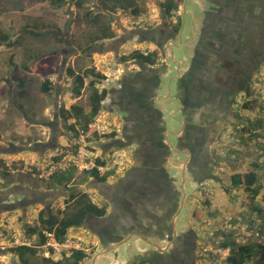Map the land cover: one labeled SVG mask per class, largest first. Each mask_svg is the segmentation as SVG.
<instances>
[{"label": "rangeland", "instance_id": "rangeland-1", "mask_svg": "<svg viewBox=\"0 0 264 264\" xmlns=\"http://www.w3.org/2000/svg\"><path fill=\"white\" fill-rule=\"evenodd\" d=\"M137 1L141 9L139 16L123 10H119L117 14L105 12L101 8V0H84L82 8L76 6L73 1L57 8L48 1L0 0V30L10 31L9 18L13 16L18 19L20 26L29 23L41 26L43 23H48L58 27L61 30L60 35L65 39L63 43H60L52 31L42 36H35L28 32L17 34L11 31L10 42H16V44L0 46V191L14 190V193L6 200L14 201L25 192L37 193L53 189L60 195L51 207L65 209L71 195L85 192L94 203L99 206L106 205L109 212L110 201H106L95 188V179L88 178L86 182H83L85 173L81 168H77L75 177L68 187L48 188V177L56 170H65L70 167V163L74 162V157H78L81 149L94 153V157H101L108 150L114 149L121 159L123 158L126 163L125 168L118 170L116 175H109L108 181L113 180V176L118 177L117 174L128 170L134 159V154L128 148L130 143L117 146L114 143L115 138L104 136L105 133L112 132L118 133V136H121L124 131L128 133L124 118L120 116L123 115L119 111L121 108H115L116 114L114 111L110 112L112 107L106 106L112 102L113 98H107L100 114L93 122V127L98 129L99 136L90 133L76 138L68 129L75 120L67 121L63 117L57 119L56 115L60 116L63 109H70L72 105L88 106L89 87L83 89L81 96L74 95L73 80L66 75L67 68L83 70L88 66L97 67L104 74L112 73L108 76L112 79L98 82L97 87L110 92L113 87L118 88L124 82L122 88L125 89L127 84L132 87L130 83H125L129 81L124 79L126 70H140L143 67L142 71H145L144 64L134 60L124 62L121 59L122 56L130 55L135 50L149 52L161 47L160 65L162 67L149 74L154 76L168 73L166 75L168 83L164 85V88L168 93L170 90L172 94L174 93L175 80L173 79L178 78L174 76L179 70L180 75L183 76L182 68L185 67L183 56H189L191 49L187 42L181 48L173 47L175 53L169 60L170 49L164 52V37H167L170 29L176 27L184 7L188 6V0H181L180 9L173 18L167 17L165 10L161 8V3L165 0ZM252 2L256 3L257 0ZM229 9L231 13L236 11L235 8ZM88 12H92L90 17L87 16ZM253 12L258 13V20L250 22L255 25L259 23L253 35L247 31L244 38L239 39L228 33L230 26H226L227 30L222 31L210 29L211 36H209L212 41L204 77L210 80L212 91L216 89L217 95L225 85L231 90L234 84L240 89L243 85L242 78L249 84L248 95L239 89L232 93L233 101L230 100L229 106L233 113L220 106L222 105L219 102L220 99L212 104L210 99L214 97L205 99L201 94L195 97L198 105H191L193 112L189 117L177 110V104L162 105L165 113L161 123L165 125L168 122L172 131L177 132L181 129L179 123L173 118L182 120L184 125L190 122L187 129L190 128L193 132L191 131L188 141L176 144V137L170 135V139L174 146H180V149H183L182 145L191 143L189 148L192 159L194 158L197 163L195 167L194 164L191 166V170L187 167V172L184 174L182 169L188 155L172 152L171 160L170 158L167 160L169 161L167 166H171L169 170L171 179L175 177L174 183L182 195L176 196V190L163 192V201L166 204L160 214L168 215L170 199L174 204L182 202L184 208L178 221V231L182 233L181 238L184 237V239L182 241L179 239L175 245H171V248L173 247L171 255L179 249H182L183 253L174 256L173 264H227L225 260L229 250L224 249L222 243L225 241V235L230 233L234 235L231 241L241 245L264 240V235L260 232L264 223L263 218L260 214L252 213L247 204L248 193L242 187L231 185L232 175L252 171V164L255 162L264 165V5H260L259 10ZM104 21L111 23L118 36L84 52L90 35L98 29L100 22ZM186 21L190 24L188 17ZM217 33L220 34L221 41L215 46L214 40L217 38L215 36ZM117 41L120 44L118 47L115 46ZM36 64L40 67L36 68ZM238 65L241 71L232 69ZM46 66L49 68H45ZM146 67L153 69L150 65ZM48 76L54 84L53 91L49 95L40 91V86ZM198 76L202 77L201 73ZM248 77L249 79L245 81ZM21 78L26 81L24 87H20ZM219 79H221L220 83ZM115 93L118 94V92ZM124 95L125 92L120 96ZM245 102L251 103L250 110L242 108ZM171 114L175 116L171 118ZM57 122L59 127H55ZM252 123L260 124V128L252 129ZM55 128L59 134L57 136L53 131ZM256 132L261 135L256 136L254 134ZM133 133L134 130H131L130 134ZM55 136L58 148L50 145L45 152L39 149L25 151L13 149V145L34 146L38 142L53 144ZM56 157L61 158L59 162L55 161ZM4 172H8L9 175H4ZM207 173L211 175L205 179L204 176ZM261 173L263 190L256 203L264 208L262 198L264 169ZM169 186L170 184L167 187ZM184 186H186L185 191ZM41 209L43 204L34 202L30 203L25 212L19 208L0 212V264H22L17 255L7 251L8 248L21 244H39L38 236L30 238L27 236V226L38 224V213ZM97 230V224L93 229L88 224L71 228L68 239L74 241L77 248L63 250L53 247L54 253H51L52 246L49 240L46 245L39 247L36 256L28 254L27 258L31 264H42L44 256L49 257L52 254V257L58 260L64 253L70 255L72 249H84L89 257L81 264H93L95 256L102 250L99 238L94 234ZM184 233H187V236H183ZM167 244L165 242L159 245L165 248ZM123 246H121L122 254L120 255L131 253L127 255L126 264H141L143 260H148L147 255H136L139 253V247L147 246L146 242H136L133 239L129 245L126 244V249ZM166 257L162 264L169 259L168 255ZM113 258L119 262L122 261L118 260V256ZM113 263L112 258L104 257L98 264Z\"/></svg>", "mask_w": 264, "mask_h": 264}, {"label": "crops", "instance_id": "crops-1", "mask_svg": "<svg viewBox=\"0 0 264 264\" xmlns=\"http://www.w3.org/2000/svg\"><path fill=\"white\" fill-rule=\"evenodd\" d=\"M224 6L225 2L222 0H188V6H186V8L184 7V10L182 11L183 13L181 17L182 19L184 17L185 23L182 25L180 32H173V27L170 29L168 35L165 34L167 37H164L165 46L163 47L165 48L164 52L167 49H170V54L168 56L169 60L174 56L175 53L173 47L181 48L182 45H185V42H187L189 48L191 49L189 56H183V63H185L184 69L182 68V74L184 73L183 76L180 75L179 70L178 78L173 79L175 80L173 94L171 92L168 93L166 88H164V85L168 83L166 78L168 73H162L163 75H150L149 73L156 68L148 69L146 65L145 71H142L143 67L140 68V70H126L124 79L129 81L125 83H130L132 87H129L127 84L128 86L126 85V88L124 89L122 88V84H124V82H122L118 88L113 87L112 91L109 92L108 97L112 99L113 96L116 95L115 92H118L117 95H122L126 89H130V93L128 94L126 92L125 94L126 96L131 97L130 101L129 103L127 101V108L122 110L123 112L120 114L123 115L120 116L124 118V124H126L128 131L131 132V130H134V134L137 138L128 145V148L131 149L132 153L134 154V161L132 160L131 167L128 170H125L124 173L117 174L119 175L118 177L113 176V180L108 181L107 179V181L99 182L98 186L95 185V188L99 191L102 197L106 201H110V208L107 216L104 218H96L98 230L97 232H94V234L99 238L102 248L101 251L108 250L109 252L106 253L107 255L105 254L100 256L96 260L95 264H98L99 261L104 257L112 258L114 262L113 264H126L128 262L127 255H131V253L128 252L127 248L126 251L128 254L120 255L122 254L120 249L123 245V248L126 249V244L129 245V242L133 239H135L136 242L144 241L147 244L146 247H139V253L136 254L147 255L146 259L148 260H143L141 264H162L165 257L171 254L173 251V247L171 248V245H175L179 241L182 235V233L178 231V221L184 209L182 202L179 207L178 202L174 204L172 199L168 200L170 203V207L167 208L168 215L160 214V212H163V209L165 208L164 204H166V202L163 201V192H165L164 190L162 192L154 191V195L149 194L150 197H145L142 200V203L138 206L133 204L135 206L133 208L131 206L132 204L129 203L132 200L133 195H141L146 191L143 183L145 179L141 177L143 175L141 171H147L146 181H149V183L152 182V179L149 180V176L152 174L151 171L148 172L150 169L159 171L160 181L157 182L158 184L163 182H165L166 186L170 184L171 189L176 190V196L182 195L181 191H178L176 188L177 185L174 183L175 177L173 176V179H171L169 174L171 166H167V162H169L167 160L169 158L171 160L170 153H172L173 150L169 146L167 138L164 137V134L167 133L166 129L168 127L167 125L163 126V122L161 123V121L164 119L165 113L162 105L165 104L164 99L168 97L167 93L168 95H175V98L181 99L180 103L182 104V107L178 109L180 110L179 112L182 111L184 115L190 116L192 102L198 94H201L205 99H210V96H213L212 84L209 79L204 77L208 67L207 61H209L210 57L209 46L210 42L212 41V38H210L211 27L215 28V31H218L219 29H221L219 31H222L224 29L227 30L226 26H230V32H227L235 38H242L247 31H250V34L252 35L255 33L256 25L250 21L258 20V13L253 11H256L257 9L259 10V8H255L252 11V7L250 10H248V12L253 13L240 10L241 8H237L236 11L231 13L227 6L222 8ZM187 17L189 18L190 24L186 21ZM166 21L171 22L170 20ZM46 24L48 25V23ZM185 32H187V35H185ZM217 35L218 37L216 40H214L215 46L221 41L219 37L220 34L217 33ZM177 39L179 40L178 42L176 41ZM234 45L237 44L234 43ZM155 50L156 49H152V51ZM35 67H40V65L36 64ZM45 68L49 67L46 66ZM193 73L195 74L194 77L201 73L203 81H193L191 78V74ZM105 74L110 76L112 73ZM48 78L51 79L50 76H48ZM109 79L112 78H108V80ZM134 103L136 105L140 104L142 106L143 113L138 112L140 111V106L135 107L136 105ZM185 104H188V106ZM183 108H185L187 111L184 112ZM130 110L135 112V115L139 114L142 116V126L145 127V135L146 132L151 131V128L148 125L146 126V117L148 116L150 120H153V123L157 127L156 139H158L159 143L157 150L154 152L149 150L151 145H153V140L150 141L148 139H142L140 135L143 133L141 134L136 131L137 129L141 130L142 127L138 128V125L137 129L135 130V127L132 125L131 122L133 121V113H130ZM129 118H131L130 121ZM184 129L187 131V133L190 130L189 132L191 133L190 128L187 130V124H185L183 127V130ZM162 141H164L166 144L163 145L161 143ZM167 146H169V148ZM190 146L191 143L182 145V148L186 149ZM188 151L185 152V154L188 155L185 163L191 161V164H194L193 166L195 167L197 163L195 162L194 158L192 159L190 148ZM176 152L179 151H175L174 153ZM208 171H210V169H208ZM206 177L207 176H204V178ZM140 178H142L141 181H138ZM139 183H142V185H139ZM185 187L186 186H184V191ZM175 207L178 212L175 217L172 218L171 209L174 210ZM165 242L168 244L165 246V248H162L160 245ZM159 247L163 250H161ZM168 249H170L169 252L167 251ZM114 256H118V260H122L123 263L122 261L119 262L117 259L113 258Z\"/></svg>", "mask_w": 264, "mask_h": 264}, {"label": "trees", "instance_id": "trees-1", "mask_svg": "<svg viewBox=\"0 0 264 264\" xmlns=\"http://www.w3.org/2000/svg\"><path fill=\"white\" fill-rule=\"evenodd\" d=\"M41 2L48 1L52 6L61 8L68 4L69 2H75L76 6L79 8L83 7L84 0H40ZM225 2L228 8H241L240 10H245L248 12L252 7L253 9L259 8L260 5H264V0H257L256 3H253L252 0H222ZM101 8L103 11L108 13L117 14L119 10L127 11L135 16H139L141 13V9L139 7L137 0H101L100 2ZM181 6V0H165L161 3V8H163L166 12V15L170 18L174 17L176 12L179 11ZM252 9V11H253ZM92 12H88L87 16L90 17ZM97 19L98 17H94ZM9 32H4L0 30V46L4 44H16V42L11 43L10 39L12 38L10 32L14 31L17 34L20 32H28L35 36H42L45 33L52 31L54 32V36L60 43H63L65 39L60 35L61 30L58 27L53 25H47L43 23L41 26L37 24H25L23 26L18 25V19L13 16L9 18ZM182 24V17L178 18V23L176 25V29H180ZM259 25V23H258ZM256 25V29L258 28ZM212 28V27H211ZM210 28V29H211ZM117 32L111 26L109 22H100L98 29L92 33L88 39V45L83 50L87 52L92 49L93 46L98 45L104 41L113 40L117 37ZM218 37L217 34H215ZM240 38V37H239ZM244 38V36L242 37ZM241 38V39H242ZM121 59L126 62L128 60H134L142 64L157 66L161 59V51L155 50L152 52H142L139 50L133 51L130 55L122 56ZM206 59V58H204ZM17 69V67H16ZM233 70L240 69L239 65L236 67H232ZM241 71V69H240ZM237 72V71H236ZM196 73V72H195ZM66 75L73 80V88L72 92L76 96H81L83 93V89L89 87V95H88V106L84 107L83 105H72L70 109L62 110V117L65 120L74 119L75 122L68 126L69 131L74 134V137H80L81 135H89L90 133L99 136L98 129L93 127L92 124L100 114L103 103L107 99L109 95V91L107 89H100L97 87V83L103 80H108V75L102 73L97 67L88 66L85 69L76 70L72 67L67 68ZM194 73L191 74V78L193 81L201 82L203 81L202 77L196 76L194 77ZM245 78V81L248 80ZM219 79V83H220ZM243 84L242 86L235 89V87H231L232 93L235 90L243 91L246 95L249 93V84L244 82V78H242ZM22 84L21 87L26 85V81L24 78H21ZM250 82V81H249ZM54 84L53 81L49 78L44 79L42 85L40 86V91L43 94H51L53 91ZM212 95L210 97H215L216 89L212 91ZM249 102H245L243 104L244 110H250ZM252 129H259L260 124L252 123ZM256 136H260L261 133H254ZM104 136L106 138H115L117 136L116 132L105 133ZM264 142V141H263ZM78 146V145H77ZM264 152V149H263ZM60 157H56L55 161L59 162ZM97 164H106L105 161L98 158ZM253 170L246 173H237L232 175L231 177V185L233 187H242L247 193V204L252 210V213L260 214L264 220V208L260 207L256 201L258 197L261 195L263 186H262V171L264 169V165H261L257 162L252 164ZM77 172V167L74 165L68 167L65 170H56L51 173L48 177V188H62L68 187L69 184L73 181L75 177V173ZM85 173V178L83 182H86L88 178H94L101 182L107 181L109 175H116V171L109 172L107 175L100 176L97 168L92 170L83 171ZM4 175L8 176V172H4ZM211 174L207 173L206 176L209 177ZM206 177V178H207ZM205 178V179H206ZM264 201V196L262 197ZM66 208L55 209L52 207L47 211L43 209L40 211L38 215V224L35 226L28 225L27 226V236L39 237L38 245H28L21 244L14 247H10L7 249L8 252H11L17 255L22 264H31L30 260L27 258L28 254L31 256H36L39 247L46 245L50 238L47 233L52 234L55 241L62 244L68 240V232L71 228L74 227H82L85 225L89 216H94L95 218H104L108 214V207L106 205L99 206L94 203L90 198L88 193H79L76 195H72L70 199L66 203ZM176 206V205H175ZM176 209V207H175ZM203 216V215H201ZM246 218V217H245ZM260 232L264 235V223L262 224V229ZM233 233L229 235H225V241L222 243L224 249L229 250V255L226 258L227 264H250L253 262H257L258 264H264V240L257 243H250L247 245H241L234 241H231L233 238ZM50 252L54 253V248L50 247ZM89 255L84 249H72L71 254L67 255L64 253L61 259H54L51 256L42 258V264H81L88 258Z\"/></svg>", "mask_w": 264, "mask_h": 264}, {"label": "flooded vegetation", "instance_id": "flooded-vegetation-1", "mask_svg": "<svg viewBox=\"0 0 264 264\" xmlns=\"http://www.w3.org/2000/svg\"><path fill=\"white\" fill-rule=\"evenodd\" d=\"M183 19H184V17H183ZM183 19H182V24H181V27H182V25H184V23H185V19H184V21H183ZM181 27H180V29H176L175 27L172 29V31L173 32H175V33H179L180 32V30H181ZM120 44L118 43V41L115 43V46L116 47H118ZM159 45V44H158ZM158 47H160V45L158 46ZM159 49V48H158ZM115 53H118V51H115ZM170 62V61H169ZM161 62H159V64L157 65V66H152L153 68H156V69H159L160 67H162L161 65ZM144 65H146V64H144ZM168 67H170V65H167ZM174 77H178V74L177 75H175ZM234 86H235V89L236 88H238L237 87V85L236 84H234ZM234 86H232V87H234ZM125 94H126V92L129 94L130 93V90H128V89H126L125 91ZM169 92H171V90L169 91ZM167 96L168 97H166V99H164L165 101V104L164 105H166V106H171V105H173V104H177L178 105V108H177V110L180 108V107H182V104L180 103L181 102V99H177V98H175L174 96H172L171 94L170 95H168V93H167ZM123 97V98H122ZM198 97V96H197ZM108 98V97H107ZM130 96H126V95H124V96H120V95H114V97H113V100H112V102L111 103H108L107 104V106L106 107H112V108H110V112H115V114L117 113V111H116V107H120L121 109H119V111L120 112H123L122 110H124V108L126 109L127 108V101H128V103H129V101H130ZM129 99V100H128ZM218 99H220V101L219 102H221L222 103V105H220L221 107H224V108H226L228 111L230 110L231 111V113H233V111H232V109H231V107L229 106V103H230V100H231V102L233 101V97H232V91L230 90V88L228 87V86H226L225 85V87L222 89L221 88V92L219 93V94H217V95H215V97L214 98H211L210 99V102L213 104V103H215V102H217L218 101ZM107 101V99L104 101V102H106ZM105 103H103V105H104ZM135 104V103H134ZM136 105V104H135ZM186 106H188V104H185ZM192 105H198L197 104V100L196 99H194L193 100V102H192ZM137 106H140V111H138V112H140V113H143V108H142V106L140 105V104H138V105H136L135 107H137ZM103 108V107H102ZM129 109H130V107H129ZM135 111V110H134ZM183 111L185 112V111H187L185 108H183ZM190 111V110H189ZM213 111V110H212ZM133 113L132 114V118H133V121L131 122L132 123V125L135 127V130L137 129V126L139 125L140 127H142L141 128V130H136V131H138L139 133H143L142 135H140L141 136V138L142 139H148V140H150V141H152L153 140V145H151V148L149 149V150H151L152 152H154L155 150H157V148H158V145H159V143H158V139H156V137H157V127L155 126V124L153 123V120H150L149 119V117L147 116H145L146 117V126L148 125L150 128H151V131H148V132H146V135H145V127H143L142 126V123H143V118H142V116H140L139 114L138 115H135V112H133L132 110H130V113ZM175 112H176V110H175ZM191 112H193V110H191ZM61 113H62V111H61ZM119 113V112H118ZM193 114V113H192ZM215 114V113H214ZM172 116H175V115H172L171 114V118H173ZM192 116V115H191ZM189 117V116H188ZM56 118L58 119H61L62 118V115H60V116H58V115H56ZM175 121H177L178 123H179V125L181 126V129L180 130H178L177 132H174V131H172L171 130V127H170V124L168 123V122H166V124L165 125H167V129H166V131H167V133L166 134H164V137H168V139L172 142V139H170V135L171 136H173L174 138L176 137V140H177V142H176V144H178V143H180V142H182V143H184L186 140H188V138H190L191 137V135H190V130L188 131V133H187V131L185 130L184 132H182V130H183V127L185 126L184 125V123H183V121L181 120V121H179L178 119H175V118H173ZM131 120V118H129V121ZM145 123V122H144ZM187 124V126H190V122L189 123H186ZM53 125V124H52ZM54 126V125H53ZM59 127V122H57V124H55V127ZM144 126H145V124H144ZM164 126V125H163ZM155 127V128H154ZM193 129V128H192ZM188 130V129H187ZM194 130V129H193ZM54 132H55V134H56V136L57 135H59L58 134V132H57V130H56V128L53 130ZM192 131V130H191ZM171 132H174V133H171ZM180 132H182L181 134H180ZM193 132V131H192ZM145 135V136H144ZM56 136L55 137H53V144H48V143H46V142H38L36 145H35V147H36V149H39L40 151H42V152H45L48 148H49V146L50 145H53L54 147H56V148H58L59 147V145L56 143ZM136 135L133 133V134H130V131H128V133H126L125 131H124V133H122V135L121 136H118V133H117V136L115 137V139H114V143L117 145V146H122V145H124V144H126V143H132L133 141H135L136 140V138L137 137H135ZM160 140V139H159ZM175 140V141H176ZM127 141V142H126ZM163 145L164 144H166V143H164V141H162L161 142ZM160 143V144H161ZM161 144V145H162ZM185 145V144H184ZM168 148H169V146H167ZM173 147H174V149H173V153L175 152V151H179V152H176L175 154H178V155H185V156H187L186 154H185V152L186 151H188V149L189 148H186V149H180L179 148V146L177 147V146H174V144H173ZM189 152V151H188ZM187 158H188V156H187ZM179 160V159H178ZM178 160H177V162H178ZM178 163H180V160H179V162ZM191 166H192V164H191V161H188L187 163H184V167H183V169H182V172H184V174H185V172H187V167H189V169L191 170ZM149 171H151L152 172V174L148 177L149 178V180L150 179H152V182H150L149 183V181H146L147 180V175H146V173H147V171H145V172H143V171H141V173L143 174L141 177L142 178H144L145 179V181H143V183H144V188H145V192L144 193H142L141 195H133L132 196V200L130 201V203L129 204H132L131 206H132V208L133 207H135L133 204H135L136 206H138L139 204H141L142 203V200L146 197V198H148V196L150 197V195L149 194H153L154 195V191H159V192H162L163 190L164 191H167V190H169V188H170V191H173V189H171V187L169 186V188L166 186V184H165V182H163V183H161V184H158L157 182H159L160 181V177H159V171L157 170V171H155V169H150V170H148V172ZM142 178H140L138 181H141V179ZM94 179V178H93ZM96 181V185L98 186V184H99V182H101V181H99V180H97V179H95ZM92 182V181H91ZM147 182H148V184H147ZM92 184V183H91ZM139 185H142V183L140 184L139 183ZM135 188V187H134ZM136 189V188H135ZM149 192V193H148ZM26 193V192H25ZM23 193V194H21V195H19L20 197L19 198H16L14 201H10L9 199L8 200H6L7 198H8V196L9 195H7V197H2V195L0 194V212H2V211H9V210H12V209H15V208H19V209H21L23 212H25L26 211V208L28 207V206H30V203H34V202H38V204H43V209H46L47 211H49V209H51L52 207V205H53V203H54V201H55V199L57 198V197H59V195H60V193H57V191L56 190H53V189H49V190H46V191H42V192H33V191H30V192H28V193ZM77 194H79V193H77ZM12 195V194H11ZM73 195H76V194H73ZM70 197H72V195L70 196ZM182 199V198H181ZM165 202V201H164ZM180 205H181V202L179 203V207H180ZM164 207H165V204H164ZM163 207V208H164ZM43 209H41V210H43ZM40 210V211H41ZM170 210V209H169ZM172 211H171V213H172V215L171 216H175L176 214H177V209H171ZM40 211H39V213H40ZM39 213H38V215H39ZM85 224H88V225H90V227L93 229V227H94V225H96L97 224V219L94 217V216H89L88 217V219H87V221H86V223ZM183 236H187V233H184V235ZM180 239H181V241L184 239V237H180ZM180 241V242H181ZM169 250L170 249H168L167 251L169 252ZM178 253H180V254H182L183 253V251H182V249H179V250H177V252L174 254V255H171V254H169L168 255V260H170L169 262H167V261H165V263L164 264H166V263H171V264H173V262H174V256H176ZM178 256V255H177ZM166 258L167 257H165V260H166Z\"/></svg>", "mask_w": 264, "mask_h": 264}, {"label": "built area", "instance_id": "built-area-1", "mask_svg": "<svg viewBox=\"0 0 264 264\" xmlns=\"http://www.w3.org/2000/svg\"><path fill=\"white\" fill-rule=\"evenodd\" d=\"M93 126V124H92ZM94 153L81 149L78 153V157H74V162L70 163V166L74 165L77 168H81L83 171L92 170L97 168L99 171L100 176L107 175L109 172L118 171L121 168H125L126 163L121 159L120 155L114 149H110L104 153L101 157H94ZM100 158L101 160L105 161L106 164H97V159ZM69 166V165H68ZM48 237L50 238V244L52 247L55 248H74L78 247L74 241L68 239L65 243H58L55 241L52 234L47 233Z\"/></svg>", "mask_w": 264, "mask_h": 264}, {"label": "water", "instance_id": "water-1", "mask_svg": "<svg viewBox=\"0 0 264 264\" xmlns=\"http://www.w3.org/2000/svg\"><path fill=\"white\" fill-rule=\"evenodd\" d=\"M186 8V7H185ZM183 21H184V19H183ZM65 64V63H64ZM178 75H179V73H178ZM174 78H176V77H174ZM167 142L169 143V146L172 148V150L174 149V147H173V143L168 139V137H167ZM13 149H15V150H20V151H25V150H35L36 149V147H35V145L33 146V145H31V146H17V145H13ZM183 178H184V175H183ZM14 190H12V189H9V190H6V191H0V194L2 195V197H7V195H11V194H13L14 192H13ZM184 198H185V196H184ZM154 246H156V245H154ZM160 248V247H159ZM161 250H163L162 248H160ZM109 251L107 250H105V251H102V252H100V254H98L97 256H95V258H94V260H93V264H95L96 263V260L100 257V256H103V255H105L106 253H108Z\"/></svg>", "mask_w": 264, "mask_h": 264}]
</instances>
